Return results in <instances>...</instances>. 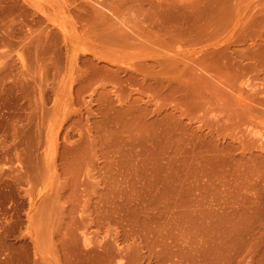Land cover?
Instances as JSON below:
<instances>
[{"label": "rangeland", "instance_id": "obj_1", "mask_svg": "<svg viewBox=\"0 0 264 264\" xmlns=\"http://www.w3.org/2000/svg\"><path fill=\"white\" fill-rule=\"evenodd\" d=\"M50 3L0 0V264H264V0Z\"/></svg>", "mask_w": 264, "mask_h": 264}, {"label": "bare ground", "instance_id": "obj_2", "mask_svg": "<svg viewBox=\"0 0 264 264\" xmlns=\"http://www.w3.org/2000/svg\"><path fill=\"white\" fill-rule=\"evenodd\" d=\"M38 1H39V0H38ZM45 1H46V0H44V2H45ZM50 2H52V0H49V3H50ZM38 4H39V3H38ZM50 4H51V3H50ZM50 4H49V5H50ZM97 4H98V3H97ZM39 6H41V5H38V7H39ZM52 6L54 7V5H51V7H52ZM53 7H52V8H53ZM41 8H43V7H41ZM41 8H40V9H41ZM55 8H56V7H55ZM57 9H58V8H57ZM44 10H45V9H44ZM59 10H60V8H59ZM53 11H54V15L52 14L53 17L56 16V15H58V13H62V12H56L57 14H55V11H58V10H54V9H53ZM63 11H64V10H63ZM63 13H64V12H63ZM47 14H48V13H47ZM49 15H50V14H49ZM49 15H48V16H49ZM52 15H51V20L53 19L52 22H56V21H55V18H53ZM63 15L67 16L65 13H64ZM60 16H62V14H61ZM57 17L59 18V15H58ZM60 18H61V17H60ZM61 19L64 20V17L61 18ZM61 19H60V21H61ZM119 19H121V18H119ZM65 20H66V19H65ZM65 20H64V21H65ZM122 20H123V19H122ZM118 21H119V20H118ZM123 22H124V20H123ZM62 23H63V22H62ZM118 23L121 24L120 22H118ZM125 23H126V22H125ZM126 24H127V23H126ZM60 25H61V24H60ZM127 25H128V24H127ZM121 26H122V29L125 30L126 27H125L124 25H120V27H121ZM123 26H124V28H123ZM128 26H129V25H128ZM62 27H64L65 30H66V27H65L64 25H63ZM62 27H61V28H62ZM129 27H130V26H129ZM64 28H63V29H64ZM128 29H129V28H126V31H129ZM131 29H132V28H131ZM65 30H64V32H65ZM69 30H71V29H69ZM66 31H67V33H69V32H70V33H73L72 30L69 31V32H68V30H66ZM74 34H75V33H74ZM71 35H72V34H71ZM72 37H73V36H72ZM64 39H65V38H64ZM60 81H61V80H60ZM243 83H246V82L244 81ZM243 83H242V84H243ZM247 83H248V80H247ZM247 83H246V85H247ZM38 85H40V83H39ZM250 85H251V84H250ZM248 86H249V83H248ZM248 86H247V87H248ZM239 88H240V91H241V90L243 91V90L246 89V88H244V85H243V87H242V88H244V89H242L241 87H239ZM251 88H252V86H251ZM251 88H250V90H251ZM248 89H249V88H248ZM246 90H247V89H246ZM250 90H249V91H250ZM247 91H248V90H247ZM249 91H248V92H249ZM237 92H239V91H237ZM243 92H244V94H245V91H243ZM240 93H241V92H240ZM237 94L239 95V93H237ZM244 94H243V96H245ZM239 96H241V95H239ZM243 96H242V97H243ZM246 98H247V97H246ZM246 98H244V99H246ZM247 99H248V98H247ZM249 100H250V99H249ZM249 100H248V101H249ZM251 100H252V99H251ZM244 101H245V100H244ZM250 102H251V101H250ZM250 102H249V103H250ZM247 103H248V102H247ZM262 116H263V115H262ZM263 117H264V116H263ZM256 122H258V121L256 120ZM260 122H261V121H260ZM258 123H259V122H258ZM258 123H257V124H258ZM261 123L263 124V122H261ZM261 123H260V124H261ZM257 124H254V125L256 126ZM262 124H261V125H262ZM51 125H52V124H51ZM51 125L49 124L48 126H50V128H51L52 126H53V127L55 126L54 123H53L52 126H51ZM249 125H250V124H248V127H251V125H250V126H249ZM254 125L252 124V126H254ZM258 126L260 127V125L258 124V125L256 126V128H254V129H256V131H258V130L260 129V128L257 129ZM263 127H264V126H263ZM54 128H55V127H54ZM248 129H249V128H247V130H248ZM250 129H251V128H250ZM250 129L248 130V133L250 132ZM54 130H55V129H54ZM247 130H246V131H247ZM50 131H51V129H50ZM251 131H252V129H251ZM253 132L255 133V130H254ZM260 132H261V130L259 131V134H260ZM49 133H50V132H49ZM52 133L55 134V131H54V132L52 131L51 134H52ZM254 133H252V134H254ZM262 133H264V132L262 131ZM262 133H261V134H262ZM51 134H50V135H51ZM259 134H256V133H255L256 136L259 135ZM261 134H260V135H261ZM255 135H253V136H255ZM50 137H52V136H50ZM50 137H49V139H50ZM54 137H55V136L53 135L52 138H54ZM257 137H260V136H257ZM257 137H256V140L258 139ZM263 138H264V136H262L261 139H263ZM54 139H55V138H54ZM52 140H53V139H52ZM263 140H264V139H263ZM263 140H262L261 142H263ZM259 141H260V138H259ZM49 142H51V141L49 140ZM52 142H53V141H52ZM52 142H51V145H52ZM49 147H50V143H48V148H49ZM51 147H53V146H51ZM51 147L47 150V151H48L47 153L45 152V154L48 155V153H49V155H50V152H52V151H49V150L52 149ZM52 150H53V149H52ZM51 155H52V153H51ZM47 162H48V161H47ZM31 203H32V202H31Z\"/></svg>", "mask_w": 264, "mask_h": 264}]
</instances>
